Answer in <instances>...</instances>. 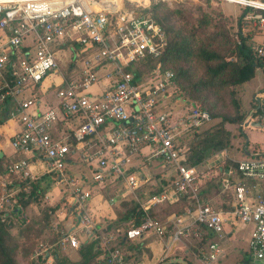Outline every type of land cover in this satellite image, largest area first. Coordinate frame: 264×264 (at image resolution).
Instances as JSON below:
<instances>
[{
	"label": "built area",
	"instance_id": "built-area-1",
	"mask_svg": "<svg viewBox=\"0 0 264 264\" xmlns=\"http://www.w3.org/2000/svg\"><path fill=\"white\" fill-rule=\"evenodd\" d=\"M218 1L247 8L244 19L264 27V0ZM149 4L150 0H0V103L10 101L7 120L18 128L8 145L20 154L0 163V217L9 229L26 222L18 195L42 180L60 187L67 204L55 210L50 241H38L32 250L35 264H51L57 252L76 250L81 241L95 237L101 251L96 264H141L127 258L130 252L113 246L111 234H99L93 217V195L117 180L121 191L106 205L134 198L141 201L143 212L137 224L124 228L127 240L153 235L166 254L172 243L191 238L198 264H214L224 256L226 234L247 227L246 262L264 264V139L254 155L236 159L222 149L206 159L209 167H217L219 193L229 199L225 208L199 197L197 187L204 175L196 166L182 163L184 142L210 118L205 110L184 104L171 70L161 69L158 62L152 65L167 41L147 11ZM251 50L264 56V44ZM46 77H51L48 88L54 100L41 108L37 88ZM262 97L253 95L257 111L247 114L245 126L259 122L264 131ZM225 159L234 166H219ZM32 161L40 162L37 173ZM148 163L166 171L160 172L165 184L160 178L158 183L149 181ZM145 184L162 188L148 195ZM140 194L145 197L140 199ZM181 196L192 198L194 207L170 217L171 231L163 241V225L147 210ZM59 213L63 215L58 219ZM65 216L72 220L69 227L60 222Z\"/></svg>",
	"mask_w": 264,
	"mask_h": 264
},
{
	"label": "trees",
	"instance_id": "trees-1",
	"mask_svg": "<svg viewBox=\"0 0 264 264\" xmlns=\"http://www.w3.org/2000/svg\"><path fill=\"white\" fill-rule=\"evenodd\" d=\"M237 7L238 14L235 16L236 26L233 35L217 19H210L204 13L192 20L183 5L168 7L164 3L158 2L151 4L147 9L164 30L167 41L160 56L152 62V65L158 62L161 69H169L173 72L175 89L184 100V104L205 110L210 120L219 117L215 124L205 129L200 128L201 130L194 132L184 142L185 151L182 163L187 166L197 167L222 149H233L234 152H240L242 156L255 154L256 148L249 149L246 147L247 141L244 134H241L243 142L240 148L236 150L231 143L232 133L226 128V124H239L243 120L244 114L236 113L234 116H227L216 113L207 101L217 91L224 88V92L227 93L236 108L237 103L234 102L233 88L251 80L257 70H261L264 74V56L259 57L253 54L251 36L241 32V25L246 22L244 15L248 10ZM239 8H241L240 11ZM144 64H150L149 60ZM142 65L138 68L141 69ZM9 110V100L0 103V124L9 118ZM256 111L257 107L253 104L248 114L253 116ZM14 157L16 160L20 156L18 154ZM227 165L234 166V163L225 159L219 164L222 167ZM216 169L217 167H215ZM217 179L218 174L202 180L197 187L199 197L209 199L218 194ZM109 183L102 187V193L106 186L107 189L109 188ZM161 183L165 184V181L163 180ZM160 188L162 187L158 184L153 185L147 189L146 194H157ZM37 190H39L38 185L33 184L28 193H19L18 197L24 211L30 202L36 201ZM120 191L121 188L111 196L106 194L107 199L119 194ZM262 193L264 196V185ZM220 194L224 195L223 193ZM140 196V199L145 197L141 194ZM227 201H229L228 198ZM139 202L141 201L134 198L122 199L115 205L118 208L113 209L114 217L97 221L99 234H111L114 237L113 246L119 247L124 252H130L127 258L133 262L140 260L142 250L146 249L144 245L152 240L149 236L133 242L123 236L124 228L128 225L137 224L143 216ZM194 204L192 198L181 196L176 201H163L151 205L147 211L151 217L159 220L163 225L164 238H166L171 231L170 217L183 215L186 209H192ZM225 204L227 205V202ZM222 206H224L223 203ZM57 207L58 204H55L49 210H45L40 218L33 217L26 222H16L10 229L6 226L5 217H0V264H16L18 252L23 253L26 258L30 256L32 248L29 250L24 243L35 239L34 246L37 244L46 227L49 214ZM9 218V216L6 217V219ZM120 228H122L121 231H119ZM11 229L16 230L11 232ZM98 242V237L81 241L78 248L73 250L76 255L75 259H70L66 252H57L51 264H96L101 256ZM241 261L246 262L248 260L243 259ZM26 264L35 263L28 259Z\"/></svg>",
	"mask_w": 264,
	"mask_h": 264
},
{
	"label": "rangeland",
	"instance_id": "rangeland-1",
	"mask_svg": "<svg viewBox=\"0 0 264 264\" xmlns=\"http://www.w3.org/2000/svg\"><path fill=\"white\" fill-rule=\"evenodd\" d=\"M158 2H162L168 7L174 6V5H183V8L186 10V13H188V16L195 20L199 15L204 13L208 18L210 19H217L221 25L225 27L232 35L235 31V16H233L234 12H238V7L234 6L229 3L225 2H219L215 0H150V4H155ZM241 8H239V11ZM188 11V12H187ZM224 11V12H223ZM258 28L253 25L252 21H246L241 25V32L242 34H249L251 36V47L255 45H260L262 42H259V40L254 39V35L257 32ZM64 58L65 55L62 56V60L59 65L58 71L63 73L64 71ZM55 81V78L54 80ZM252 81L249 82L251 84ZM234 102L237 103V107L235 108L234 105L231 102V99L227 96V93L224 92V88L217 91L212 97L208 98L209 105L213 108V110L216 113H220L227 116H234L236 113H241L243 115V120L237 124H226V128L232 133L231 137V143L232 146L237 150L240 148L241 143L243 142V138L241 137V134H244L247 138V140L250 141H261L262 140V133L258 131H252L245 127V118L249 112V110L253 107V93H247L242 85L234 87ZM91 90H95V87H91ZM52 91V88L49 89V92ZM52 96V95H51ZM52 100H54V97L52 96ZM219 120V117L211 118L209 122H207L201 129H205L207 127H210L211 125L215 124ZM248 125V124H247ZM200 129V130H201ZM3 136L0 135V142L3 141ZM5 150H11L10 147H6ZM146 151V148H144ZM228 155L232 156L233 158L241 157L242 154L240 152H234L233 149H226ZM154 165V164H153ZM216 166L209 167V163H206V160L203 161L200 165H198L196 168L198 169L199 173L202 172L204 175L201 178L202 180H205L209 178L211 175H217L215 174ZM163 171L166 173L165 170H160V168L156 165L152 166L150 163L147 164V172L149 176V181L153 183H158L160 178V172ZM37 173V172H36ZM162 179V178H160ZM48 184V185H47ZM39 190H37V199L36 201L30 202L25 209L27 221H29L33 217L40 218L42 216V213L45 210H49V208H52L55 204H58L59 206H65L67 203L64 200V194L61 192L60 187H56L55 185H51L48 182L39 180L37 183ZM153 185L145 184V188L147 189L149 187H152ZM52 187H55V190H53V194H50L48 196L46 195V192L52 189ZM121 188L120 183L116 181L109 183V188L107 189V186L104 189V192L102 191L96 192L97 194L93 195V198H95V203H92V207L94 210H96V213L98 214V220H107L110 218L108 216V212L110 209L113 211V209H117L118 207L115 206L119 200L115 199L114 203L107 206V195L114 194L116 190H119ZM56 193V194H54ZM107 194V195H106ZM46 197L48 199H46ZM128 197V196H127ZM210 203L215 208H224L226 207L227 199L225 196H222L220 193L213 195L209 198ZM64 203V204H63ZM222 203L224 206H222ZM115 206V207H114ZM56 210V209H55ZM55 210L51 212L48 216V221L46 223V227L43 231V234H41L40 240L42 239L46 241H50V238L48 235V228L49 225L55 220ZM16 229H11V232H15ZM122 228L119 229L121 231ZM82 239L85 238V236H81ZM32 238V237H31ZM42 238V239H41ZM149 238H152L151 241L155 240L158 241L156 237L151 235ZM230 239H233L228 242V238H223V246L225 242L227 243L224 252V256L218 260L217 264H235L237 263L236 260H243L247 259L248 252L246 251V228H241V230H238L234 233V236L229 237ZM34 240L32 241H26L24 244L28 247L31 252L34 249ZM43 240V241H44ZM166 240L163 237V241ZM159 242V241H158ZM191 238H182L180 241L172 243L171 247L169 248V252L166 255L165 253L161 252V249H158L155 251L153 248H155L156 242L151 244L152 252L150 254L149 249L142 250V255L140 258L141 264H172L173 262H176L178 264H195L198 263V261L195 260L194 257V248ZM36 245V244H35ZM34 246V247H33ZM149 248V247H148ZM67 256L70 259H75L76 255L73 253V251H67ZM165 254V255H164ZM29 257V258H28ZM31 258L30 256L24 257L23 253L18 252L16 255V264H26V261ZM180 258V259H177ZM31 260V259H30ZM239 262V261H238ZM174 264V263H173Z\"/></svg>",
	"mask_w": 264,
	"mask_h": 264
},
{
	"label": "crops",
	"instance_id": "crops-1",
	"mask_svg": "<svg viewBox=\"0 0 264 264\" xmlns=\"http://www.w3.org/2000/svg\"><path fill=\"white\" fill-rule=\"evenodd\" d=\"M236 14H238V12H234L233 16H236ZM257 28H258V30H257V32L254 35V39L255 40H259V42H262V44H264V27L263 28L257 27ZM50 81H51V77H46L42 81V83L39 86V88H37L38 103H39V106L41 108H45L48 104L53 103L52 96H51L52 93L49 92V88H48ZM250 81H252L251 84H249ZM242 87L247 93H250V94L253 93V95L255 93H260L261 97L264 96V74H263V72L261 70H257L255 72L254 77L251 80H249V81L245 82L244 84H242ZM262 100L264 101V97H262ZM259 126L260 125H253V126L252 125H247V126H245V127H247L248 129H250L252 131H258V132L262 133V140L261 141H250L249 142L247 140V138H246V141H247L246 147L247 148L249 147V149L260 147L261 143L263 142L264 131ZM17 128L18 127H17L16 123L14 121H12V120H6L4 123L0 124V135L3 136V138H4L2 143L0 142V161H1V163L5 162V161L8 162V161L15 160L14 156L18 155V154H15L12 149L8 150V151L5 150L6 147H10L8 145L9 137L12 135V133L14 131L17 130ZM19 156H20V154H19ZM245 156H248V155L246 154ZM245 156L237 157L236 159H240V158H243ZM39 167H40V162L39 161H32V170H33V172H38ZM50 194H53V190L48 192V195H50ZM54 194H56V193H54ZM92 203H95V198H93L92 201L90 202L91 206H92ZM91 208H92V211H93V217H94L95 221L96 222L99 221L98 220V214L96 213V210H94L93 207H91ZM107 212L109 213L108 216L110 218L114 217L113 211L111 209L109 211H107ZM62 215H63L62 213H59L58 214V219L60 217H62ZM60 222L66 224L67 227H69L72 224V220L68 216H65ZM241 228L242 229L246 228V233H247V237H248V229H247V227H239L237 230H235V232L238 231V230H241ZM235 232H233L231 234L226 232L227 234L225 233L226 234L225 239L228 238V242L233 240V239H230L229 237L234 236ZM223 240H222V246H223ZM246 241H247V238H246ZM154 242H156L157 244H155L156 246L153 249L154 250L156 249L155 251H157L158 249H161V252H163L162 244L160 242H158V241L153 240V241H150L149 243H146L145 246H144L146 249L150 250V254L149 255H151V252H152V248L150 246ZM226 242H225L224 246H226V244L228 243V242L227 243ZM223 249L225 250V248H223ZM168 252H169V250L166 252V255L168 254ZM177 259H180V258H177ZM236 261H237V263H238V261L241 264L244 263V261H241V260H236ZM217 262H215L214 264H217ZM173 263H176V262H173ZM237 263H235V264H237ZM195 264H198V263H195ZM222 264H226V262L222 263Z\"/></svg>",
	"mask_w": 264,
	"mask_h": 264
},
{
	"label": "water",
	"instance_id": "water-1",
	"mask_svg": "<svg viewBox=\"0 0 264 264\" xmlns=\"http://www.w3.org/2000/svg\"><path fill=\"white\" fill-rule=\"evenodd\" d=\"M254 125H259V122H253ZM243 264H249L247 262H244Z\"/></svg>",
	"mask_w": 264,
	"mask_h": 264
}]
</instances>
